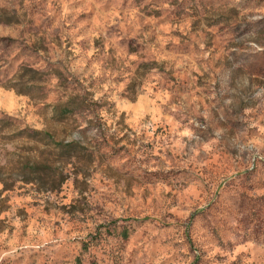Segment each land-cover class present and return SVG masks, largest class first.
<instances>
[{
	"label": "rangeland",
	"instance_id": "374dc122",
	"mask_svg": "<svg viewBox=\"0 0 264 264\" xmlns=\"http://www.w3.org/2000/svg\"><path fill=\"white\" fill-rule=\"evenodd\" d=\"M0 264H264V0H0Z\"/></svg>",
	"mask_w": 264,
	"mask_h": 264
}]
</instances>
